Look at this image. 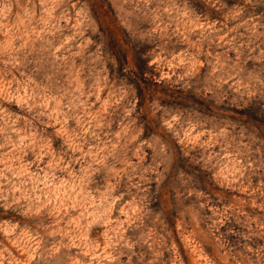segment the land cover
Returning <instances> with one entry per match:
<instances>
[{"label":"rangeland","instance_id":"rangeland-1","mask_svg":"<svg viewBox=\"0 0 264 264\" xmlns=\"http://www.w3.org/2000/svg\"><path fill=\"white\" fill-rule=\"evenodd\" d=\"M0 264H264V0H0Z\"/></svg>","mask_w":264,"mask_h":264}]
</instances>
